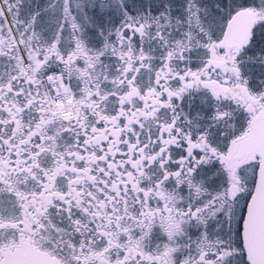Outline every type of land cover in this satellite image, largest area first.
I'll use <instances>...</instances> for the list:
<instances>
[{
  "label": "snow or ice",
  "instance_id": "snow-or-ice-1",
  "mask_svg": "<svg viewBox=\"0 0 264 264\" xmlns=\"http://www.w3.org/2000/svg\"><path fill=\"white\" fill-rule=\"evenodd\" d=\"M0 264H264V0H0Z\"/></svg>",
  "mask_w": 264,
  "mask_h": 264
}]
</instances>
